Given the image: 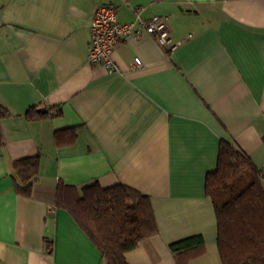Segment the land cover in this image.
Masks as SVG:
<instances>
[{"label": "crops", "instance_id": "0c3cea01", "mask_svg": "<svg viewBox=\"0 0 264 264\" xmlns=\"http://www.w3.org/2000/svg\"><path fill=\"white\" fill-rule=\"evenodd\" d=\"M107 4L120 24L136 7L163 17L175 49L141 33L113 48L119 73L88 65L90 21ZM0 107V264H105L56 206L58 184L92 183L151 202L157 233L127 264H221L205 194L219 146L245 154L264 186V0H0ZM36 155L25 198L12 164ZM194 236L197 250L170 251Z\"/></svg>", "mask_w": 264, "mask_h": 264}, {"label": "trees", "instance_id": "16d2710c", "mask_svg": "<svg viewBox=\"0 0 264 264\" xmlns=\"http://www.w3.org/2000/svg\"><path fill=\"white\" fill-rule=\"evenodd\" d=\"M8 115L0 107V121ZM25 116L43 117L34 110ZM64 132L54 133L56 143ZM38 167V155L12 164L16 194L30 197ZM205 194L213 205L221 264H264V186L249 158L222 143L216 168L206 175ZM56 206L69 213L105 264H127L124 255L157 233L149 198L123 185L102 189L92 183L77 189L58 184ZM202 244V238L194 236L171 244L169 249L175 254L191 252ZM46 249L51 246L47 244Z\"/></svg>", "mask_w": 264, "mask_h": 264}, {"label": "built area", "instance_id": "2783aa9c", "mask_svg": "<svg viewBox=\"0 0 264 264\" xmlns=\"http://www.w3.org/2000/svg\"><path fill=\"white\" fill-rule=\"evenodd\" d=\"M133 15L132 22L120 24L112 5H102L94 12L89 26V46L86 58L88 65L100 66L108 73H119L120 69L111 58L113 48L119 41L127 37L138 38L141 33L153 37L159 46L169 51L175 49L163 17L154 16L143 19L139 7L133 9ZM138 67L139 64L136 63L135 68Z\"/></svg>", "mask_w": 264, "mask_h": 264}, {"label": "water", "instance_id": "95a60500", "mask_svg": "<svg viewBox=\"0 0 264 264\" xmlns=\"http://www.w3.org/2000/svg\"><path fill=\"white\" fill-rule=\"evenodd\" d=\"M37 113L45 114L47 111L45 109H37Z\"/></svg>", "mask_w": 264, "mask_h": 264}]
</instances>
